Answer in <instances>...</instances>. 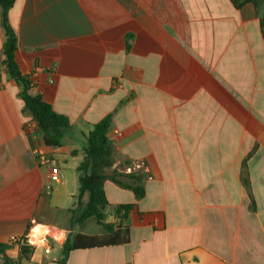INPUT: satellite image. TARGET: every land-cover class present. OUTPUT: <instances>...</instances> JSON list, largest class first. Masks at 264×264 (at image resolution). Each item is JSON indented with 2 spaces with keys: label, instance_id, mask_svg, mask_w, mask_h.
I'll return each mask as SVG.
<instances>
[{
  "label": "crops",
  "instance_id": "crops-1",
  "mask_svg": "<svg viewBox=\"0 0 264 264\" xmlns=\"http://www.w3.org/2000/svg\"><path fill=\"white\" fill-rule=\"evenodd\" d=\"M237 1L239 5H237ZM16 62L71 125L46 147L3 64L0 10V241L37 243L20 264H59L68 236L104 237L71 214L85 137L110 116L115 163L143 196L106 179L105 223L132 205L127 242L70 251L65 264H264V37L244 0H15ZM37 149L59 168L40 165ZM125 161L131 163L126 166ZM50 190L46 194V190ZM37 226L40 233L34 232ZM47 229V231H43ZM56 233L44 253L39 236ZM7 245V244H6Z\"/></svg>",
  "mask_w": 264,
  "mask_h": 264
},
{
  "label": "trees",
  "instance_id": "trees-1",
  "mask_svg": "<svg viewBox=\"0 0 264 264\" xmlns=\"http://www.w3.org/2000/svg\"><path fill=\"white\" fill-rule=\"evenodd\" d=\"M244 1H249L254 6H257L258 2V0ZM14 2L15 0H0L1 26L4 32L3 64L9 76L20 87V99L36 125L37 134L46 147L55 149L61 146L62 139L65 133L70 130L71 125L66 117L56 113L41 96L30 94V82L27 77L21 74L16 62L17 37L15 29L8 19L9 10ZM237 5H239L238 1ZM260 26L264 37V17L260 18ZM109 126L110 116H107L96 123L85 137L83 149L85 156L77 167L78 193L74 197L73 209L70 210V213L72 215L77 214L75 222L78 225L93 220L106 234H112L113 239L105 241V236H84L80 234L72 237L68 236L62 245V259L59 264H65L68 253L76 248H91L127 242V230L126 228L121 229V224L127 219L132 205H121L113 208L114 217L119 219V223H105V209L109 207V204L103 191V182L109 179L119 187L132 191L136 199H139L143 196L142 182L144 175L133 172L126 174L115 170L109 174L106 173V169L111 168L115 163L113 158L115 151L107 137ZM124 163L126 166H131L128 161ZM7 249L8 245L0 241V264H20L5 255ZM29 249V247H21V255L24 256Z\"/></svg>",
  "mask_w": 264,
  "mask_h": 264
},
{
  "label": "built area",
  "instance_id": "built-area-1",
  "mask_svg": "<svg viewBox=\"0 0 264 264\" xmlns=\"http://www.w3.org/2000/svg\"><path fill=\"white\" fill-rule=\"evenodd\" d=\"M32 153L36 159V162L40 165H50L49 170V181L51 183H56L59 180V168L57 166L51 165V159L46 155L41 154L37 149L32 150ZM50 190H46V194H49ZM41 245L44 248V253L48 254L51 250V246L49 241L59 242L60 236L56 233H45L39 236ZM36 241L32 240L30 237L24 236H10L8 241L6 242L7 245L10 246H17L19 249L21 247H29L32 248L36 245Z\"/></svg>",
  "mask_w": 264,
  "mask_h": 264
},
{
  "label": "water",
  "instance_id": "water-1",
  "mask_svg": "<svg viewBox=\"0 0 264 264\" xmlns=\"http://www.w3.org/2000/svg\"><path fill=\"white\" fill-rule=\"evenodd\" d=\"M257 8H258V17L263 18L264 17V0H258ZM105 211H107V209H105Z\"/></svg>",
  "mask_w": 264,
  "mask_h": 264
},
{
  "label": "clouds",
  "instance_id": "clouds-1",
  "mask_svg": "<svg viewBox=\"0 0 264 264\" xmlns=\"http://www.w3.org/2000/svg\"><path fill=\"white\" fill-rule=\"evenodd\" d=\"M40 231H41V227L40 226H37V228L36 229H34V232H36V233H40ZM43 231H47V229H43Z\"/></svg>",
  "mask_w": 264,
  "mask_h": 264
},
{
  "label": "rangeland",
  "instance_id": "rangeland-1",
  "mask_svg": "<svg viewBox=\"0 0 264 264\" xmlns=\"http://www.w3.org/2000/svg\"><path fill=\"white\" fill-rule=\"evenodd\" d=\"M91 222L94 223L93 220H91Z\"/></svg>",
  "mask_w": 264,
  "mask_h": 264
}]
</instances>
